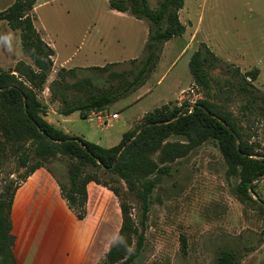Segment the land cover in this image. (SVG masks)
Returning <instances> with one entry per match:
<instances>
[{
  "label": "rangeland",
  "instance_id": "1",
  "mask_svg": "<svg viewBox=\"0 0 264 264\" xmlns=\"http://www.w3.org/2000/svg\"><path fill=\"white\" fill-rule=\"evenodd\" d=\"M13 1L0 0V10ZM157 4L158 0H149L152 9ZM34 13L36 27L55 49L53 71L39 97L47 106L46 116L53 122L60 121L59 127L69 134L112 147L131 124V129L138 128L143 116L155 108L170 103L186 109L207 97L219 109L229 111L240 125L242 139L253 150L250 156L264 159V111L257 102L253 107L245 106L248 98L239 92L240 76L234 73L236 67L242 73L259 68L253 84L257 93L264 94V0H184L179 14L186 30L165 42L157 66L145 84L108 111L87 118L79 112L61 114L60 103L51 101L48 85L57 70L111 62L119 63L113 66L116 70L132 67L131 59L143 58L149 22L112 9L109 0H37ZM201 42L223 60L209 71L208 89L194 84L189 69L191 55ZM19 60L30 62L22 49L20 33L1 21L0 69H12ZM229 66L232 71L227 69ZM113 112L120 113V118L106 117ZM183 139L173 135L169 140ZM238 144L240 148V137L229 144L228 151ZM154 158L159 160V153ZM70 162L68 156L58 155L47 161L45 168L58 183L66 184ZM30 166L19 167L15 158L8 160L0 170V190L21 182ZM160 166H166L168 171L150 177L156 185L142 227L141 254L133 264H211L224 248L239 254V264H264V174L251 181L252 199L240 194L241 176L230 169L215 139ZM97 174L120 194L98 184L103 191L98 198L104 204L101 231L108 235V243L100 250V263L119 232L122 199L131 204L136 220L142 209L123 180L103 169ZM57 227L56 234L64 237L68 225L61 222ZM76 230L71 226V232ZM182 236L186 238L185 246ZM77 242L72 239L66 253L62 249L37 247L28 263L79 264V260H74L80 254L74 249L79 247ZM0 264L10 262L0 257Z\"/></svg>",
  "mask_w": 264,
  "mask_h": 264
},
{
  "label": "trees",
  "instance_id": "2",
  "mask_svg": "<svg viewBox=\"0 0 264 264\" xmlns=\"http://www.w3.org/2000/svg\"><path fill=\"white\" fill-rule=\"evenodd\" d=\"M37 0H14L0 10V22H6L20 33L21 46L30 62L19 60L12 69H0V170L11 159L18 166L31 164L21 182L0 190V257L10 264H17L9 241V224L14 195L17 188L33 172L58 155L71 159L68 166V183L59 182L61 194L79 219L87 216L88 184L96 182L120 195L116 187L102 182L99 169L123 180L129 192L141 205V215L133 217L132 206L122 199L120 210L122 222L105 258L98 264H133L140 256L143 246V230L149 211L150 195L156 181L150 178L155 173H165L166 166L160 163L172 162L186 156L194 147L208 139H215L223 149L231 170L239 173V193L252 199L251 181L264 174V159L250 156L253 150L242 139V128L229 111H223L207 97L196 101L190 108L163 104L143 116L138 128L123 133L120 142L104 147L80 136L71 135L55 126L46 118L47 106L39 94L44 90L53 71L55 49L42 37L36 27L34 13ZM110 7L127 12L138 19L149 22L148 37L143 58H133L130 68L116 70L111 62L89 67H61L49 83L51 101L60 103V113L70 115L79 112L87 118L92 113L108 111L116 102L128 97L143 86L156 68L166 41L181 36L186 25L180 19L184 0H158L152 9L149 0H109ZM223 63L205 42H201L191 55L189 69L194 84L208 89L209 71ZM232 67H227L231 70ZM232 71V70H231ZM259 68L244 73L236 67L234 73L240 76L238 90L247 95L246 107L257 102L264 111V94L257 93L253 81L259 75ZM205 109L209 111L206 112ZM219 116L222 121L214 118ZM240 137V148L230 143ZM176 135L183 141H170ZM120 153V154H119ZM159 153V160L154 155ZM119 155V156H118ZM264 156V155H261ZM50 171V170H49ZM183 245L186 238L182 236ZM240 256L233 250H220L211 264H239Z\"/></svg>",
  "mask_w": 264,
  "mask_h": 264
},
{
  "label": "crops",
  "instance_id": "3",
  "mask_svg": "<svg viewBox=\"0 0 264 264\" xmlns=\"http://www.w3.org/2000/svg\"><path fill=\"white\" fill-rule=\"evenodd\" d=\"M111 114L108 113L106 117L112 118ZM93 115L97 114L92 113L88 117ZM46 118L59 127L60 121L53 122L49 116ZM119 118L120 113L118 118L112 119ZM132 125L125 131L130 130ZM87 189V216L79 219L63 198L57 178L45 167L38 168L17 188L8 231L17 264H29L28 257L37 247L62 249L64 253L68 248L69 252L72 239L78 240L76 244L79 247L74 249L76 252L80 251L74 260H79V264H98L100 250L108 243L107 231L105 233L101 231L104 204L98 197L103 191L96 182H90ZM61 222L68 225L64 237L56 234L57 226ZM71 226L77 228L76 232H71Z\"/></svg>",
  "mask_w": 264,
  "mask_h": 264
},
{
  "label": "water",
  "instance_id": "4",
  "mask_svg": "<svg viewBox=\"0 0 264 264\" xmlns=\"http://www.w3.org/2000/svg\"><path fill=\"white\" fill-rule=\"evenodd\" d=\"M205 111L209 113V111H208L207 109H205ZM212 116H213L214 118H217L219 121H222L223 124H225V122H224L219 116H217L216 114H212ZM235 136H236V138H237V141H239V137H238L236 134H235ZM238 148H239V144H238ZM119 154H120V153H119ZM118 156H119V155H118Z\"/></svg>",
  "mask_w": 264,
  "mask_h": 264
},
{
  "label": "built area",
  "instance_id": "5",
  "mask_svg": "<svg viewBox=\"0 0 264 264\" xmlns=\"http://www.w3.org/2000/svg\"><path fill=\"white\" fill-rule=\"evenodd\" d=\"M179 105H181V103H179ZM194 106H195V104H194ZM194 106H193V107H190V109H189L188 112H192V109L194 108ZM111 117H112V118H118V117H119V113H118V112H113V113L111 114Z\"/></svg>",
  "mask_w": 264,
  "mask_h": 264
}]
</instances>
